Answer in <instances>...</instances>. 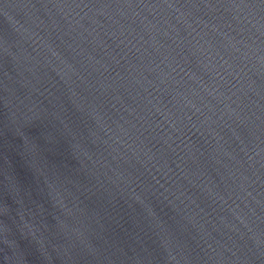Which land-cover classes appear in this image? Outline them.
<instances>
[{"label":"water","instance_id":"1","mask_svg":"<svg viewBox=\"0 0 264 264\" xmlns=\"http://www.w3.org/2000/svg\"><path fill=\"white\" fill-rule=\"evenodd\" d=\"M0 264H264V0H0Z\"/></svg>","mask_w":264,"mask_h":264},{"label":"clouds","instance_id":"2","mask_svg":"<svg viewBox=\"0 0 264 264\" xmlns=\"http://www.w3.org/2000/svg\"><path fill=\"white\" fill-rule=\"evenodd\" d=\"M3 231L5 232V236L3 240H0V243L4 244L7 247L8 246L7 230L4 229ZM4 259H5V264H11L10 258L7 255H5ZM24 264H26V261L24 262Z\"/></svg>","mask_w":264,"mask_h":264}]
</instances>
